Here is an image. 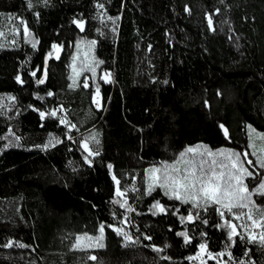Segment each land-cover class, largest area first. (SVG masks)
<instances>
[{
    "label": "trees",
    "instance_id": "16d2710c",
    "mask_svg": "<svg viewBox=\"0 0 264 264\" xmlns=\"http://www.w3.org/2000/svg\"><path fill=\"white\" fill-rule=\"evenodd\" d=\"M100 2L108 15L120 17L115 24L100 18L105 9H98L96 0H48L47 6L32 0L31 8L28 0H0V17H8L17 32L12 44H0V264H199L187 257L200 242L207 240L214 252L229 243L227 229L214 226L222 223L215 206L181 224L176 207L187 215L190 204L170 200L159 188L147 195L146 169L172 163L181 151L199 145L212 152H239L245 167L257 174L253 183L252 177L246 178L250 189L264 179L248 133L250 129L264 135V0ZM185 6L191 12L184 11ZM207 13L213 15L214 31L207 26ZM19 17L31 30L27 42ZM74 18L85 20L83 31ZM53 42L63 45L60 59L49 58L48 79L37 84L29 73L40 66L37 78L42 76ZM78 43L91 48L95 80L87 70L75 83L70 79ZM105 70L111 73L110 83L101 78ZM18 73L25 79L22 86L15 80ZM86 77L88 88L83 86ZM97 84L99 109L91 99ZM36 109L46 112L43 121ZM52 109L56 117L50 115ZM61 117L75 127L61 125ZM86 138L98 153L91 165L80 145ZM9 140L12 146L4 149ZM49 141L47 150L34 147ZM113 175L135 209L127 214L128 224L123 223L125 209L114 203ZM154 199L169 206L166 214L148 212ZM253 199L264 207V197ZM226 218L231 219L229 214ZM101 224L103 247L72 248L77 234H98ZM111 224L139 242H124ZM184 230L192 236L190 243L176 234ZM9 239L30 247H4ZM153 243L163 250L154 251L148 246ZM246 248L251 252L243 256ZM231 251L236 261L254 258L264 264V249L257 243L237 236ZM205 259L206 264H217ZM222 259L228 260L227 255Z\"/></svg>",
    "mask_w": 264,
    "mask_h": 264
},
{
    "label": "snow or ice",
    "instance_id": "6c2138e0",
    "mask_svg": "<svg viewBox=\"0 0 264 264\" xmlns=\"http://www.w3.org/2000/svg\"><path fill=\"white\" fill-rule=\"evenodd\" d=\"M43 4L47 6L48 0H43ZM28 7H33L32 0H28ZM96 7L98 9H105L103 13L99 14L101 19L106 16L107 20L112 21L113 24L120 19L119 16L108 15L105 4L101 3L100 0H96ZM184 11L191 12V9L188 6H185ZM215 11L218 13L220 9L216 8ZM35 15L39 18L40 13L36 12ZM206 18L208 28L214 31L213 15L207 13ZM19 21L20 24L23 25V33L27 42L31 30L24 17H19ZM73 23H75L81 31L84 30V19L74 18ZM17 31H19V29H17ZM112 31L115 32L116 28L113 27ZM0 35H3V33L0 32ZM31 43L33 48H35L36 40L34 36ZM95 44L96 40L90 41L91 46H95ZM0 47H2V45H0ZM79 47V44H77V52H79ZM62 48L63 45L53 42L51 50L47 52L44 58L43 74L40 78H37V72L39 71L40 66H36L35 69L30 71V76L36 78L37 84H44L46 82L49 76L48 60L51 57H55L56 60H59ZM85 69L92 73V79L95 80L97 63L94 58L90 61L89 54L85 52L78 67L77 56H73L71 64L73 75L70 77V79L73 80V83H75L76 77L80 76ZM101 78L105 83H110L111 73L108 70H105ZM15 80L21 85L25 83V79L19 73L15 76ZM165 83H167V81H165ZM83 86L85 88L89 87L87 77L83 81ZM69 87H71V85H69ZM53 94L54 93L51 90L47 93L49 97L53 96ZM11 99H15V97H11ZM91 99L97 109L102 107V95L99 84L96 85ZM36 111L39 112L40 119L43 121L46 112L40 109H36ZM50 115L56 117L57 110L52 109ZM59 123L68 126L69 129L75 127V125L70 124L63 117L59 119ZM219 127L223 130L225 137H228L229 130L227 127L223 123H221ZM68 138L71 140V135H69ZM91 139L95 140L96 143H99V140L96 139L95 136L91 137ZM15 140L19 142L20 137L16 136ZM56 143H59V141H56ZM51 145L52 141H49V143L34 145V147H41L43 150H47ZM80 145L85 153L84 160L91 165V157L98 155V153L90 148L89 139L87 138L80 141ZM11 146L12 141L9 140L8 143L3 145V148L8 149ZM186 153H193L195 155L192 158H188ZM244 155L247 156V153ZM205 157L210 158V162L209 159ZM248 163L252 164V161L249 160ZM257 163L261 169H264V158L259 159ZM107 167L112 169L113 165L109 163ZM256 176V173L249 171V169L245 167L239 152L228 148H222L214 153L207 149L201 150L200 146L197 145L196 147H189L185 151H181L179 153V159L172 163L163 161L160 165H152L148 167L144 175V182L146 184L145 193L151 195L153 191L159 188L164 196L168 197L170 200L178 201L180 204H190L191 207L187 210V215L180 214L179 205L176 207V212L174 214L178 215L181 224L185 221L192 222L196 217H199L201 209L206 213L210 205L215 206L214 213L218 214L222 223L214 226L218 229H227L226 236L229 243H226L222 250L214 252L209 249L207 240H203L198 244L195 254L187 257L188 260H199V264H206L205 258L214 259L217 261V264H228V261H234L235 264H257L254 258L251 259L250 262L244 259L236 261V258L231 251V248L236 243L237 236L242 240H246L249 244L257 243L262 249H264V207L257 205L253 199L254 195L264 197V179H260L258 184H255L251 189L249 187V183H253ZM247 177H252L253 181L246 183L245 181ZM112 179L117 185L115 188V197L117 199L114 200V203L125 209V219L123 223L128 224L129 221L127 219V214L128 212L135 211V209L129 204L128 199L124 198L126 190L121 189L119 186L120 181L117 177L113 175ZM133 190H136L135 185H133ZM193 209L196 210L195 216L193 215ZM245 209L247 211H244ZM168 210L169 206L162 203L160 199H154L153 203L148 208V212L153 216L166 214ZM228 214H230L232 219L226 218ZM233 220L239 221V224L234 223ZM203 223L207 224L208 219L205 218ZM109 227H111L118 235H121L124 242H139L138 237H134L129 231L123 229L118 224H111ZM169 227L171 228V226ZM238 228L243 229V231H238ZM257 229H259L258 232L255 231ZM176 234L183 237L186 244L190 243L192 240V236L189 235L187 230L178 231ZM200 235L203 237L207 234L201 232ZM104 237L105 226L104 224H101L98 229V234H90L88 232L77 234L72 248L91 249L103 247ZM145 238L149 241L152 240L150 235H146ZM13 244L17 247H30V245H27L24 242L18 240L14 241L13 239H9L4 247L10 248ZM148 246L157 252L163 250L159 245L154 243ZM250 252L251 249L246 248L243 252V256H248ZM225 255H227L228 260L222 259ZM91 258L95 259V256L93 255ZM166 259H171V257H166Z\"/></svg>",
    "mask_w": 264,
    "mask_h": 264
},
{
    "label": "rangeland",
    "instance_id": "374dc122",
    "mask_svg": "<svg viewBox=\"0 0 264 264\" xmlns=\"http://www.w3.org/2000/svg\"><path fill=\"white\" fill-rule=\"evenodd\" d=\"M0 32L3 33V35H0V44L7 43L8 41L12 44L14 42V39L17 35L16 30L13 29L12 23L10 22V19L8 17H0ZM79 44V52H77V45L75 47V54L74 56H77V65L79 67V62L83 59L84 53L87 52L89 54V60H93L92 58V51L91 48L88 45H84L83 43H78ZM86 70V69H85ZM249 138H250V150L252 154L255 157V161H257L261 158H264V135L257 134L253 132L252 130L249 129ZM201 150H205L204 148L200 147ZM219 150L214 151L218 152ZM195 154L193 153H186V156L188 158H192ZM209 159L210 158L205 157ZM258 164V163H257ZM259 165V164H258ZM191 207V205H190ZM244 211H247L246 209ZM230 216V214H229ZM232 219V217L230 216ZM234 223L239 224V221L233 220ZM240 229V228H239ZM243 231V229H241ZM259 230V229H258ZM81 249V248H77ZM95 249V248H91Z\"/></svg>",
    "mask_w": 264,
    "mask_h": 264
},
{
    "label": "built area",
    "instance_id": "2783aa9c",
    "mask_svg": "<svg viewBox=\"0 0 264 264\" xmlns=\"http://www.w3.org/2000/svg\"><path fill=\"white\" fill-rule=\"evenodd\" d=\"M255 231H257V232H258L259 230L257 229V230H255Z\"/></svg>",
    "mask_w": 264,
    "mask_h": 264
},
{
    "label": "water",
    "instance_id": "95a60500",
    "mask_svg": "<svg viewBox=\"0 0 264 264\" xmlns=\"http://www.w3.org/2000/svg\"><path fill=\"white\" fill-rule=\"evenodd\" d=\"M21 85V84H20ZM22 86V85H21Z\"/></svg>",
    "mask_w": 264,
    "mask_h": 264
}]
</instances>
